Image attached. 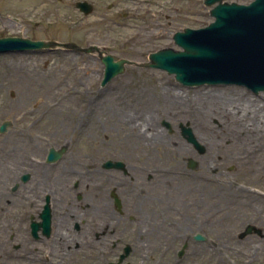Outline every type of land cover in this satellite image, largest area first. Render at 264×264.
<instances>
[{"label": "flooded vegetation", "instance_id": "obj_1", "mask_svg": "<svg viewBox=\"0 0 264 264\" xmlns=\"http://www.w3.org/2000/svg\"><path fill=\"white\" fill-rule=\"evenodd\" d=\"M47 1L66 6H35L13 27L46 47L1 55L31 78L0 82L10 94L0 99V264H198V256L205 263L218 233L210 186L186 169L153 180L157 158L147 148L101 139L102 91L115 80L102 85L107 60L128 61L123 73L144 74L148 45L172 39L182 30L179 7L199 0ZM193 10L184 16L196 18ZM35 76L41 82L28 83ZM83 87L97 94L76 110L65 94L49 103L26 93ZM139 99L137 118L146 105ZM186 144L191 155H205L206 148ZM180 175L186 180L173 183ZM250 210L242 230L261 237L264 221Z\"/></svg>", "mask_w": 264, "mask_h": 264}, {"label": "rangeland", "instance_id": "obj_2", "mask_svg": "<svg viewBox=\"0 0 264 264\" xmlns=\"http://www.w3.org/2000/svg\"><path fill=\"white\" fill-rule=\"evenodd\" d=\"M225 1L247 5L253 0ZM35 6L66 5L65 2L53 4L47 0H0V37H26L27 34L29 36L30 32H19L13 27H17L21 19H28L32 9L36 10ZM192 7L195 8L192 12L196 13V18L191 17L192 15L184 16L185 11ZM179 9L182 16L177 29L190 26L199 29L213 21L209 14L210 8L201 6L200 0L198 6H181ZM27 28L31 29L29 26ZM123 45L127 47L129 44H118L119 48ZM166 47L178 49L170 37L148 45L150 53ZM13 62H16V59L0 56V82L21 81L14 75H24V69L5 66ZM41 80L42 77L39 76L38 79V76H35L31 81H27L39 83ZM206 88L241 89L244 93L242 96L225 92V95L217 97V106L231 110L234 118L252 125L253 132L244 131L240 121V126L230 124L228 121L233 119L231 116H212L210 106L214 104L211 105V99L201 95V91ZM106 89L102 91L101 121L106 128L101 132L103 143L116 144L126 139L133 146L147 148L150 156L157 158L155 162L150 163L153 180L163 178L162 175L170 169H186L187 173H191L188 178L198 184L210 186L213 195L214 226L218 233L213 234L214 246L207 251L208 260L202 263L198 256V264H264V235H252L253 232L246 234L242 230L251 214L250 206L253 207L254 215H260V219L264 221V162L261 161L258 146H254L255 140H259L262 134L261 127H258V118L262 119L264 116V92L254 94L238 85H201L187 88L177 83L173 76L156 69L147 70L142 75L123 73L115 78L108 90ZM4 93L0 92V99H9V92ZM26 93L32 96L29 98L43 99L49 103L65 94L70 100V109L76 110L79 103L84 105L82 108L87 106L97 91L87 90L85 87L64 91L33 88ZM170 93L181 96L180 105L169 102ZM139 98L146 102L141 118L134 115V110L138 109L134 105L140 104ZM37 104L43 105L42 102ZM56 106H51L53 114L57 111ZM39 108L43 110L45 106ZM163 123L169 124L172 133ZM180 124H188L192 128L195 137L206 148L205 155H191L186 142L178 134ZM137 131L140 134H137ZM187 158L195 160L197 167L188 170ZM155 168L160 171L154 173ZM185 180L183 175L175 176L173 183Z\"/></svg>", "mask_w": 264, "mask_h": 264}, {"label": "water", "instance_id": "obj_3", "mask_svg": "<svg viewBox=\"0 0 264 264\" xmlns=\"http://www.w3.org/2000/svg\"><path fill=\"white\" fill-rule=\"evenodd\" d=\"M217 2L211 10L214 22L203 29H186L184 33L175 34L174 42L182 51L165 49L153 53L149 57L150 67L174 75L177 82L187 87L235 84L255 94L264 92V0H255L249 6L205 0L208 7ZM42 45L20 38H1L0 53ZM122 64L123 61L109 63L103 83L119 75ZM164 125L170 129L169 124ZM181 131L189 143L204 151L191 128L181 125ZM193 165L191 160L189 167Z\"/></svg>", "mask_w": 264, "mask_h": 264}, {"label": "bare ground", "instance_id": "obj_4", "mask_svg": "<svg viewBox=\"0 0 264 264\" xmlns=\"http://www.w3.org/2000/svg\"><path fill=\"white\" fill-rule=\"evenodd\" d=\"M25 75V76H24ZM22 76H20L19 74H16L14 75L15 77L18 76V77H21V78H25V79H30L31 76L30 75H27V74H24ZM223 91V92H221ZM225 92H229V93H235V94H240L241 96L244 95V93H242V90L241 89H238V88H219L217 90H214V89H203L201 91V95H203V97H207L209 99H211V105L212 103L214 105L210 106V112L212 113L211 115L212 116H216V115H219L220 117H227V116H231V118H233L232 120L228 121L230 124H235V125H238L240 126V123L242 124V129L246 132H253V126L248 124V123H243L242 121L236 119L233 117V114L231 112V110H228L227 108H222L220 106H217L218 105V101H217V97L220 98L221 95H225ZM168 98H169V102L173 105H180V102H181V96H179L178 94H174V93H170L168 95ZM213 100V101H212ZM262 110L264 112V105L262 106ZM207 114V113H206ZM241 113H238V115H240ZM249 115V114H248ZM242 116V115H240ZM243 120V119H242ZM240 121V123H239ZM258 127H261V130L260 132L262 133L260 136H259V140H255L254 142V146H258L259 148V153L261 155V161L264 162V116L262 119H259L258 118ZM137 134H140L139 131H137Z\"/></svg>", "mask_w": 264, "mask_h": 264}]
</instances>
